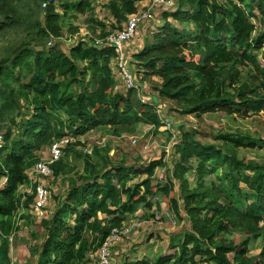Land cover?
I'll return each instance as SVG.
<instances>
[{"label": "trees", "instance_id": "obj_1", "mask_svg": "<svg viewBox=\"0 0 264 264\" xmlns=\"http://www.w3.org/2000/svg\"><path fill=\"white\" fill-rule=\"evenodd\" d=\"M143 1L103 0V7L121 30ZM175 1L173 10L161 11L163 35L132 56L143 79H158L157 97L142 103L134 88L117 90L112 47L84 38L65 51L58 43L67 22L69 34H77L70 20L78 16H88L89 29L105 26L93 15L94 0H0V264H12L10 239L18 220L28 219L15 215L34 203L37 183L29 172L70 133L110 128L120 137L140 125L156 131L163 125L156 101L173 102L185 115L264 113V30L253 23L264 26V0ZM108 34L102 29L98 41ZM196 136L179 132L178 161L163 182L156 179L166 166L162 157L139 167L113 164L95 147L90 157L78 155L84 163L78 173L66 162L72 149H61L51 175L40 177L62 179L66 188L39 222L40 236L32 235L30 264H91L128 216L152 210L159 204L152 198L171 193L170 210L182 224L169 242L173 255L121 264H264V139L228 135L215 145ZM240 148L263 152L260 161L240 160ZM252 241L257 256L249 254Z\"/></svg>", "mask_w": 264, "mask_h": 264}, {"label": "rangeland", "instance_id": "obj_2", "mask_svg": "<svg viewBox=\"0 0 264 264\" xmlns=\"http://www.w3.org/2000/svg\"><path fill=\"white\" fill-rule=\"evenodd\" d=\"M152 1L153 0H145L139 3L138 13L146 11V9L152 5ZM92 4L95 19L100 20L105 26L101 27L100 25H94V29H89L88 26L90 25L86 23L88 19L87 15L78 16L76 20H70L72 26L77 27L78 31L77 34H69L68 27L70 23L67 22L66 26L63 28L62 37L58 39L61 49L68 51L69 46L72 45L74 41L78 42L80 39L84 38L91 39L93 43H95L101 39L98 38V35L101 34L102 29H105V32L109 33L108 35L120 31L107 10L103 7V4H105L103 0H94ZM175 4L176 1L173 0L171 9L172 7L175 8ZM154 8L156 11L153 19L149 22H143L138 26L136 36L127 44L126 50L127 70L132 76L133 85L138 89L135 91L139 99H143L146 102L151 101L150 99L154 101L157 97L153 85L158 82V79H143L141 71L137 70L136 65L132 62V56L141 51L145 45L153 43L156 35H163V13L161 11L164 9L153 7L152 10ZM57 9L60 15L64 13L61 7ZM168 22L172 27L181 29L173 18H169ZM125 23H123L122 28H124ZM253 23L256 25L258 31L264 30V26L260 27L257 22ZM114 75L117 80V90L125 91L128 84H125L123 76L117 70ZM150 86L151 89L149 90ZM155 103H159L157 106L159 110L157 112H159L161 120L167 124L170 123V126L162 125L161 128L155 131L153 127L140 125L134 133H124L120 137H114L110 128L92 130L85 134L70 133L63 138L67 140L68 143L64 144L61 148L70 147L72 149L69 157L66 159L68 165L74 167L78 173H81L84 163L82 159L78 158V155L90 157L95 147L105 150L106 155L113 164L125 163L127 165L139 167L154 158L162 157L163 163H165L166 166L157 169L156 179L159 180L162 178L160 181L163 182L165 181L166 171L168 173L173 171V167L178 161V157L173 155V147L176 143L178 144L177 139L179 132L182 130L190 129L197 133V140L215 145H221V142L224 141L222 138H226L228 135H230L232 139H235L240 134H249L264 139V113L249 117L234 113L231 117H227L223 112L217 111L214 114L209 113L195 116L182 114L181 110L173 102L156 101ZM61 119L65 120V116L62 115ZM237 151L240 160L260 161L261 154L263 153L261 151H252L251 148H240ZM41 155V161H45L49 158L47 150L43 151ZM28 176L31 184H34L35 181L38 180L40 186L46 188L48 192V195H46L47 203L44 204L41 211L36 210L34 199V203L29 211L21 210L20 213L15 215L16 219H18L20 215L28 216V219L18 220L19 231L10 239L9 255L12 264H30L28 251L35 243L32 235L40 236L43 229L38 226L39 222L44 217L50 215V209L54 206L53 197L56 194L60 195V193H63L66 188L65 184L62 183V179L50 177L46 182L43 181L40 176L31 174V171ZM140 179V176L134 178L130 185L138 183ZM187 179L192 186H195V176L192 174L188 175ZM204 180L207 182L210 180L215 181L213 176H204ZM23 190L24 188L20 189V191ZM26 192L27 195H31L30 190H26ZM176 192H178V190H176ZM174 195L175 193H171L169 197H166L157 194L152 200L159 204H155L152 210L140 209L134 216H128L121 229H119L120 232L116 235L115 240H113L107 248V256L105 257L106 264H121L124 261L140 260L143 259V257H152L157 253H161L164 257L173 255L174 252L169 249L170 239H172L175 233L182 230V224L177 221L175 214L170 210L169 202ZM233 240L238 243L240 240L239 236H235ZM259 253L260 250L257 248V244L252 241L249 246V254L251 256H257ZM90 259L92 261L91 264H100L101 250Z\"/></svg>", "mask_w": 264, "mask_h": 264}, {"label": "built area", "instance_id": "obj_3", "mask_svg": "<svg viewBox=\"0 0 264 264\" xmlns=\"http://www.w3.org/2000/svg\"><path fill=\"white\" fill-rule=\"evenodd\" d=\"M173 5V0H153L152 5L146 9L144 12L136 13L131 15L128 18V21L125 23V26L122 30L115 32L112 35H109L105 40L96 41V44H99L101 46L108 45L112 47L114 51V61L117 67V71L123 76V80L125 84H128L127 88H134L135 90H138L135 85L132 83V76L129 74L127 70V44L132 41L136 33L138 32V26L142 24L143 22H149L153 19L154 13L156 8H162V9H168L171 8ZM45 6V5H43ZM139 6V5H138ZM153 12V14H152ZM142 103H147L143 99L141 100ZM158 111V110H157ZM159 115V112H157ZM160 117V116H159ZM161 119V118H160ZM161 123L165 126H170V123L167 124L163 120H161ZM1 137H0V144H1ZM67 140H61L58 142H55L51 148H50V154L49 158L45 161L39 162L36 167L31 171V174H35L37 176L47 177L51 175V166L56 163L61 158V148L64 144H67ZM37 183L36 186V196H35V209L40 210L44 207V204L47 203V196L48 192L46 188L41 187L38 180L35 181ZM40 216V214H39ZM120 232V230H113L110 238L107 240V242L104 244V246L100 249L101 250V262L100 264L105 263V257L107 256V248L109 244L115 240L116 235Z\"/></svg>", "mask_w": 264, "mask_h": 264}, {"label": "clouds", "instance_id": "obj_4", "mask_svg": "<svg viewBox=\"0 0 264 264\" xmlns=\"http://www.w3.org/2000/svg\"><path fill=\"white\" fill-rule=\"evenodd\" d=\"M144 2V1H143ZM142 3V2H141Z\"/></svg>", "mask_w": 264, "mask_h": 264}]
</instances>
